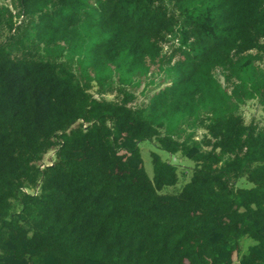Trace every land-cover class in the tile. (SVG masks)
<instances>
[{
  "label": "trees",
  "instance_id": "trees-1",
  "mask_svg": "<svg viewBox=\"0 0 264 264\" xmlns=\"http://www.w3.org/2000/svg\"><path fill=\"white\" fill-rule=\"evenodd\" d=\"M250 100L264 0H0V264H264Z\"/></svg>",
  "mask_w": 264,
  "mask_h": 264
},
{
  "label": "rangeland",
  "instance_id": "rangeland-1",
  "mask_svg": "<svg viewBox=\"0 0 264 264\" xmlns=\"http://www.w3.org/2000/svg\"><path fill=\"white\" fill-rule=\"evenodd\" d=\"M167 49V46H166ZM178 58L183 59V57L181 55H177ZM143 87H141L140 89L134 91L137 100H135L133 102V104H140L142 102H145L146 97L144 95L141 94ZM93 93H95V89L92 90ZM151 93V92H150ZM114 95L108 96V99H113ZM242 112H243V116L245 119V122L247 124H250L253 120H255L256 123H260L261 125H264V113H263V109L262 106L256 101V100H250L248 101L247 104L242 105ZM204 133V131L202 129L199 130L198 134H197V138L201 139L202 138V134ZM141 145V153H142V157L144 159L145 162V166L148 172V175L150 177H153L154 175V171H153V165L151 162V151H155L156 149L152 147V145L149 142H143L140 144ZM158 151V150H156ZM160 153V155H162V157L165 159L168 157V154H166L165 152L162 151H158ZM51 155H49L46 159V161L49 159ZM182 160V164H184L183 166L185 167H191L193 166V163L189 162V161H184V159ZM184 162V163H183ZM180 172H182V168H180ZM188 179V178H187ZM183 184V182L180 183L179 186H177V190H179L181 188V185ZM174 188L169 189L168 191H174ZM176 190V191H177ZM245 245H249L250 243H252L251 240H245ZM235 257V261H237L238 258H236V255H234ZM235 264H238L237 262H235Z\"/></svg>",
  "mask_w": 264,
  "mask_h": 264
}]
</instances>
